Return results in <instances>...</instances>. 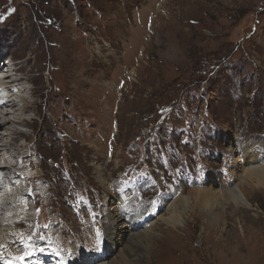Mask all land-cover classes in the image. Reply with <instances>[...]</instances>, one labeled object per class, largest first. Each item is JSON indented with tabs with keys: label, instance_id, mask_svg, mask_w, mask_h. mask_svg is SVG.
I'll use <instances>...</instances> for the list:
<instances>
[{
	"label": "rangeland",
	"instance_id": "rangeland-1",
	"mask_svg": "<svg viewBox=\"0 0 264 264\" xmlns=\"http://www.w3.org/2000/svg\"><path fill=\"white\" fill-rule=\"evenodd\" d=\"M0 54L28 100L36 89L35 124L14 127L36 136L28 161L43 166L7 206L17 234L0 262L52 248L107 264H264V188L244 178L264 166V0H0ZM201 188L215 193L195 206ZM181 196L191 209L175 230L159 220ZM110 212L129 227L116 242Z\"/></svg>",
	"mask_w": 264,
	"mask_h": 264
},
{
	"label": "bare ground",
	"instance_id": "bare-ground-1",
	"mask_svg": "<svg viewBox=\"0 0 264 264\" xmlns=\"http://www.w3.org/2000/svg\"><path fill=\"white\" fill-rule=\"evenodd\" d=\"M10 74L6 77V74H3V71H0V79H3L2 85L0 84V101H2V103H3V101L6 103V101H8V99H9V104L7 103L8 106L0 105V110L2 112V113H0V132L3 129H6L9 131V133L6 135H2L0 133V159H1L0 160L1 161L0 162V204L3 206L2 208H7L8 204H10V203L17 205L18 201L16 200V198H22V199L27 198L29 196V194H31V193H28L29 190L27 191L26 188H29L30 185L32 183H34V181L36 179L40 180L41 177H40V175L39 176L37 175L38 173L35 175H32L31 177H27V176L23 175L24 172L29 171V170H33V169L36 171H41L42 167H43L41 162L37 166H35L36 163L34 164L33 161H28V159L31 156L41 155L39 148H37V147L34 148V145H33V144L38 143V141L36 140V136L35 137L32 136L30 138V136H28V134H26L24 132L23 133L19 132L14 127L15 126L14 123H16L18 126H21V127H23V126L29 127L32 124H35L34 123L35 119H36L35 117L33 119L28 120L27 118H25V115H28L31 113H36V110L34 109V108H36V106H34V103L31 102V101H34L33 99L36 96V93H37L36 89L30 91V94L32 96V100H28V93H29L28 89L29 88L26 87V85H25V83L27 81H24L27 79L23 80L20 78V79H16V80L11 81V79L9 77ZM15 83L18 84L17 90L19 91V94L15 93V92L14 93L11 92V95L7 96L5 94L4 90H7L9 87L12 90L15 86ZM2 88H4V89L2 90ZM12 95H14V96H12ZM9 97L11 98V101H10ZM16 99L22 103L21 107H19V105H20L19 101H17ZM5 103H3V104H5ZM2 110H5V112H3ZM12 125L14 128H12ZM18 137L27 138V140H26L27 144L26 145H19V147H16L15 149H13L15 144H16V140ZM32 138H33V140H32ZM12 151H13V154H11ZM244 160H246V157H244ZM248 160L251 162L250 159H248ZM247 165H250L251 167L253 166V164H251V163L250 164L247 163ZM237 166H238L237 164L234 165V167H237ZM244 173H245V177H244L245 179L248 178L254 184H256L257 187L264 188V166L263 167L261 166L258 168L256 167L255 169H249V170L245 171ZM5 174L8 176L1 178V176L5 175ZM20 179L24 180L21 185H19L15 182V181L20 180ZM99 179H104L103 175H100ZM20 182H21V180H20ZM8 188L10 189L8 191H11L12 194L10 196H8V198H4L5 195L3 196V192H4V190L7 191ZM213 189L209 190L207 188H201V190H197L198 196L195 198V206H199V205L203 206L204 202L206 201L207 196L215 193V191ZM228 192H229V195L235 204L242 205V206H245V205L248 206V202L245 199L244 194L240 191V189L231 188L230 190H228ZM37 193H39V191ZM215 195H218V194H215ZM36 196H38L39 198L42 197L41 194H36ZM109 198H106V203H111V202L114 203L115 199L114 198L109 199ZM187 200L189 201V199L187 197L181 196V198L176 202L169 201L166 206H167V210L170 209V211L168 212L167 215H164L162 217L160 216L161 218L159 221H163L167 225V227H173V228H175V230L177 228L181 227L184 224V220H185L184 214L186 212L185 210L184 211L181 210V206L185 205L187 208L191 209L189 206L190 202H188ZM207 200H210V199H207ZM215 200H216L215 202H217V203L219 202V198H215ZM123 202H124L123 199H118L114 203L115 206L117 205L116 207L120 210V212H122V211L124 212V210L127 211V208L125 207ZM27 205H29V204L26 203V206ZM19 207H21V206H19ZM23 209H25V208H23ZM29 210L30 209H28V211ZM17 211H18V209H17ZM19 212H20V210H19ZM30 212L33 213L32 211H30ZM20 213H19V215H20ZM1 215L2 214H0V216ZM109 215H110L109 216L110 228H109V230L107 229L108 230L107 236L109 237L108 239L111 238V241L114 240V242H116L117 240L118 241L120 240L119 238L123 239L124 237L127 236V234H129V230H128L129 227L127 226L128 227L127 228L125 226L126 222H125V224L123 223V220L121 219L122 217L120 218L115 213H112V212H110ZM128 216H129V214L125 213L124 217L127 218ZM8 220L9 219H4L3 221H0V247L4 244L3 248H6L9 246V244L6 242V240L7 239H15L16 237H14V236H15V234H17L16 233L17 232L16 227L14 226L13 223H11V221L7 222ZM146 220H148V218H146ZM131 221H133V220H128L127 222L129 224H131ZM150 221H152V220H150ZM27 222H28V220H27ZM153 222L155 223V220ZM154 223L151 224V226H149V228H148L149 231H146L147 233H145V235L149 236L151 234V232L153 231L152 227L156 225ZM135 237H136L135 241L132 239L131 240H132L133 244H137V245H141V243L143 245L145 242V246H146V243H149V242L151 243V240H152V238L150 240H148L146 238L147 241H142L141 239L137 238L139 236H135ZM151 244L156 245V240L154 239L153 243H151ZM47 245L49 246V243H47ZM0 249H2V248H0ZM42 249H43V251L40 250L35 255L29 256V259L32 262V264H52V263H55V264H83V262L87 259V257L90 258L88 260V261H90V263L93 262L95 264H107V262L105 263V259H101L98 263H96L97 257H99L101 255H105V253H102L101 251L100 252L94 251L93 253H89V251H87V252H84L83 254H81L80 258H78V256H77L78 253L73 255V253L71 251L66 252V250H65L64 253L60 252V254L54 255L52 252V248L50 249V251L44 250V248H42ZM65 255L70 258L71 262H69V261H67V259H65V257H64ZM62 256L64 257V259L61 258ZM125 262H126V260L124 259L123 263H125ZM0 264H18V263L16 261L12 262L11 258H4V262H0ZM126 264H130V263L126 262Z\"/></svg>",
	"mask_w": 264,
	"mask_h": 264
},
{
	"label": "snow or ice",
	"instance_id": "snow-or-ice-1",
	"mask_svg": "<svg viewBox=\"0 0 264 264\" xmlns=\"http://www.w3.org/2000/svg\"><path fill=\"white\" fill-rule=\"evenodd\" d=\"M97 235H98V236L100 235L99 231L97 232ZM41 251H43V249H41Z\"/></svg>",
	"mask_w": 264,
	"mask_h": 264
}]
</instances>
